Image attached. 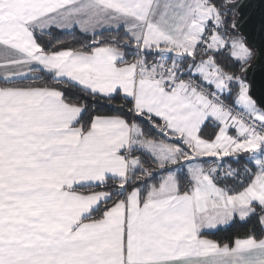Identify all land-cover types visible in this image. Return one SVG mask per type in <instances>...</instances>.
Returning a JSON list of instances; mask_svg holds the SVG:
<instances>
[{
    "label": "snow or ice",
    "instance_id": "6c2138e0",
    "mask_svg": "<svg viewBox=\"0 0 264 264\" xmlns=\"http://www.w3.org/2000/svg\"><path fill=\"white\" fill-rule=\"evenodd\" d=\"M242 6L0 0V264H264Z\"/></svg>",
    "mask_w": 264,
    "mask_h": 264
},
{
    "label": "water",
    "instance_id": "95a60500",
    "mask_svg": "<svg viewBox=\"0 0 264 264\" xmlns=\"http://www.w3.org/2000/svg\"><path fill=\"white\" fill-rule=\"evenodd\" d=\"M237 19L242 21V29L252 41L258 45L264 44L260 27L261 21L264 20V0H243ZM254 77L258 81L264 77V67H258Z\"/></svg>",
    "mask_w": 264,
    "mask_h": 264
},
{
    "label": "trees",
    "instance_id": "16d2710c",
    "mask_svg": "<svg viewBox=\"0 0 264 264\" xmlns=\"http://www.w3.org/2000/svg\"><path fill=\"white\" fill-rule=\"evenodd\" d=\"M241 231H243V230L240 229V228H234L232 230V232H230V233H228V232H220L218 235L212 236L210 238L216 239V240H225L228 236L234 235V234H236L238 232H241Z\"/></svg>",
    "mask_w": 264,
    "mask_h": 264
}]
</instances>
